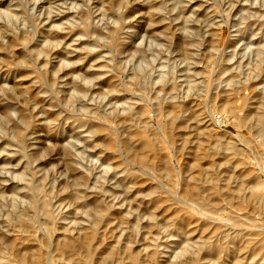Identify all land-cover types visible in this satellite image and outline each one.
<instances>
[{
  "label": "rangeland",
  "instance_id": "obj_1",
  "mask_svg": "<svg viewBox=\"0 0 264 264\" xmlns=\"http://www.w3.org/2000/svg\"><path fill=\"white\" fill-rule=\"evenodd\" d=\"M0 264H264V0H0Z\"/></svg>",
  "mask_w": 264,
  "mask_h": 264
},
{
  "label": "bare ground",
  "instance_id": "obj_2",
  "mask_svg": "<svg viewBox=\"0 0 264 264\" xmlns=\"http://www.w3.org/2000/svg\"><path fill=\"white\" fill-rule=\"evenodd\" d=\"M226 49H227V45L224 47V48H220L219 50H217L216 52H219V54L221 55H223L224 54V52L226 51ZM260 49V48H259ZM262 51V50H261ZM262 55H263V51H262ZM261 54H260V56H262ZM239 55H238V51L237 50H234L233 52H232V54H230V57H228V59L227 60H222V61H220V57H218V59L216 60V62L218 63V61H219V63H220V65L219 66H221L222 68H227V69H230V68H232V69H234L233 67V65L236 63V59H237V57H238ZM226 59V58H225ZM262 59V58H261ZM216 63V64H217ZM161 79H163V76H161ZM222 81V80H221ZM249 81H250V79L249 78H246L245 80H244V83L245 84H249ZM256 89H257V87H256ZM183 94H185V93H183ZM193 96V95H192ZM179 97V96H178ZM182 99V98H181ZM232 109V108H231ZM234 109V108H233Z\"/></svg>",
  "mask_w": 264,
  "mask_h": 264
}]
</instances>
